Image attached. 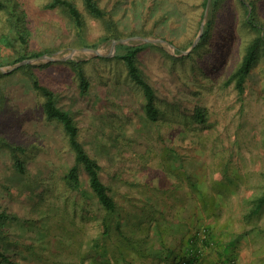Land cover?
<instances>
[{
    "label": "rangeland",
    "instance_id": "1",
    "mask_svg": "<svg viewBox=\"0 0 264 264\" xmlns=\"http://www.w3.org/2000/svg\"><path fill=\"white\" fill-rule=\"evenodd\" d=\"M18 1L26 13L25 40L11 30L12 16L0 12V251L18 264H116L145 215L158 223L186 217L199 212L185 208L201 195L207 221L219 212L233 236L249 235L250 248L259 244L264 264V45L245 92L228 83L248 46L264 36V0H222L215 10L213 0L209 8L206 0H98L108 20L73 0L84 16L82 30L63 10L49 8L51 0ZM111 24L120 39H129L116 49L113 41L120 39L113 38ZM120 45L144 46L138 65L156 90L157 123L148 120L143 92L118 58L125 52ZM36 53L71 58L12 70L22 62L18 58L36 59ZM71 60L86 63L88 94L80 93ZM27 65L32 67L22 69ZM32 74L77 121L131 241L121 237L117 220H108L112 232L105 234L107 213L85 173L79 189L67 184L72 153L59 125L46 120L45 99L34 89ZM15 155L25 173L16 168ZM216 203L225 206L209 208ZM154 224L151 234L157 233ZM201 231L200 236L210 233Z\"/></svg>",
    "mask_w": 264,
    "mask_h": 264
},
{
    "label": "trees",
    "instance_id": "2",
    "mask_svg": "<svg viewBox=\"0 0 264 264\" xmlns=\"http://www.w3.org/2000/svg\"><path fill=\"white\" fill-rule=\"evenodd\" d=\"M85 4L86 10L92 14L93 16L101 19H107L106 11L99 5L98 0H83ZM222 0H213L212 7L213 10L220 4ZM208 3V0L205 1V4ZM49 8H60L63 10L74 22L75 26L82 30L85 25V20L83 13L77 6V4L73 0H51ZM254 7V6H253ZM212 9V8H211ZM6 11L9 13L11 19V30L15 32L16 39L18 41L25 40L26 38V28L25 27V19L26 13L23 10L20 2L18 0H0V12ZM248 11V10H247ZM253 16V15H252ZM251 16V17H252ZM9 18V20H10ZM254 19V17H253ZM253 27L257 29V25L253 24ZM111 30L113 31L114 26L109 25ZM212 27V20L207 24V28L205 30V36L208 35L210 29ZM115 31H113L114 33ZM112 33V32H111ZM112 33V34H113ZM110 36H106L105 39H108ZM113 38L120 39L121 36H118L116 33L113 34ZM264 45V36L259 35L256 37L252 43L248 46L247 51L243 57V60L237 70L230 77L228 83L235 82V86L239 93L243 94L245 92L246 82L249 78V75L258 60L259 53L261 51L262 46ZM119 48H123L125 50L124 54L119 55L118 58L121 59L127 68L128 77L133 81L143 92L144 97V110L148 120L151 123H157L160 119V109L157 104V96L156 90L154 86L143 76L141 68L138 65V55L144 49V46H125L120 45ZM41 53L33 54L32 57H40ZM27 56H21L15 62H21L25 60ZM99 59H103L99 57ZM107 59V58H104ZM69 63L73 66L75 74L77 76L79 82V91L81 94L85 95L90 92L91 82L86 74L84 64L85 62H77L74 60L69 61ZM32 65L24 66L22 69H29ZM3 73H0V77L3 76ZM32 84L34 89L44 97L45 101L43 104V111L46 117V120L49 122H53L62 129L66 139H67V147L69 151L72 153V157L74 160V165L66 175V182L72 189H79L82 186V173H85L87 176V180L90 188L95 193L96 197L100 204L104 207L107 213V222L105 224V234H111L112 227L108 220H117L118 223V232L124 240L131 241L132 238L130 236L125 237L126 234L123 233V229L120 226L123 222L124 214L120 210L115 198L111 195L109 187L103 182L101 178V165L98 160L94 158L88 150L85 148V145L81 141L80 138V128L78 126L77 121L74 116L65 109L61 108L58 104V94L50 89L47 86L41 84L39 79L32 74ZM1 106V105H0ZM197 118L201 121H204V114L202 111L197 110ZM5 142V141H3ZM5 146L11 148L13 151L22 150L21 147L14 146L7 141L5 142ZM15 164L16 168L22 172H26V167L24 161L18 156L15 155ZM264 203V197L261 200ZM4 215H0V219L3 218ZM146 219L143 221L140 220L137 223L142 231L146 230L148 233L150 224L154 221L152 218L150 219L149 215H145ZM3 223V221H1ZM135 231H132V233ZM132 235V234H131ZM200 240L203 239L204 244L210 245V242L213 240L212 234L208 233L207 236H197ZM207 238V239H206ZM195 243V242H194ZM100 245V244H99ZM99 245L96 246V249L99 250ZM103 246V245H102ZM102 248V247H100ZM121 250H125L123 247ZM197 249L192 248V252L190 253L191 261L196 263L198 261V253ZM6 264H18L15 263L9 256L5 255L0 251V261ZM111 264V263H110Z\"/></svg>",
    "mask_w": 264,
    "mask_h": 264
},
{
    "label": "crops",
    "instance_id": "3",
    "mask_svg": "<svg viewBox=\"0 0 264 264\" xmlns=\"http://www.w3.org/2000/svg\"><path fill=\"white\" fill-rule=\"evenodd\" d=\"M195 169H197L196 166ZM193 171L196 170L186 172L190 176ZM195 187L198 191V185ZM199 196L200 201L188 203L185 208L191 210L194 206L193 208L199 212L190 213L186 217H175L169 219L170 221L164 219L162 223L152 222L155 223L154 227H157L155 234L147 233L146 230L143 232L141 227L135 230L131 235L132 245L122 250L123 254L119 256L116 264H259L262 255L259 244L250 248L249 235L233 236L229 232L230 227L226 219L220 221L218 218L219 212L217 218L213 213L212 219L207 221L204 216L207 207L203 203L202 196ZM214 206L220 210V207L225 205L216 203L209 208L212 209ZM203 229H207L212 234L213 240L210 245L204 244L203 239L195 237ZM192 248L198 251L196 263L191 261Z\"/></svg>",
    "mask_w": 264,
    "mask_h": 264
},
{
    "label": "water",
    "instance_id": "4",
    "mask_svg": "<svg viewBox=\"0 0 264 264\" xmlns=\"http://www.w3.org/2000/svg\"><path fill=\"white\" fill-rule=\"evenodd\" d=\"M211 1H212V0H208V8H209V5L211 4ZM204 25H205V24H203L202 29H201V32H200V35H199V37L197 38L196 42L193 44L192 49H193L194 47H196L197 43L200 41V39H201V37H202V35H203V33H204ZM132 39H134V38H132ZM135 39H136V38H135ZM137 39H138V38H137ZM128 40H129V39L114 40V41H113V49H116V47H117V45H118L119 43H125V42H127ZM139 40H141V41H143V42H155V41L152 40V39H145V38H139ZM92 51H93L97 56H103L98 50L92 49ZM188 53H190V51L185 52V54H188ZM70 58H71V56H70V57H66V58H64V59H56V58H53V57H50V56H40V57H38V58H36V59L24 60V61H22L21 63H19L18 65H16L15 67H13L12 70H14V69H16V68H19V67H21V66H23V65H26V64H28V63H32V62L37 61V60H44V61L55 62V61L67 60V59H70Z\"/></svg>",
    "mask_w": 264,
    "mask_h": 264
}]
</instances>
